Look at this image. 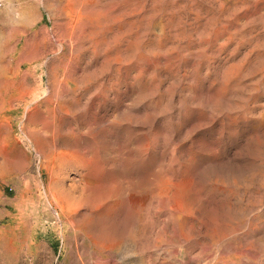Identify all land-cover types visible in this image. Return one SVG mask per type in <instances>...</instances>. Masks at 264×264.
Wrapping results in <instances>:
<instances>
[{"label":"rangeland","instance_id":"rangeland-1","mask_svg":"<svg viewBox=\"0 0 264 264\" xmlns=\"http://www.w3.org/2000/svg\"><path fill=\"white\" fill-rule=\"evenodd\" d=\"M73 1L0 5V264H264V0Z\"/></svg>","mask_w":264,"mask_h":264},{"label":"bare ground","instance_id":"bare-ground-1","mask_svg":"<svg viewBox=\"0 0 264 264\" xmlns=\"http://www.w3.org/2000/svg\"><path fill=\"white\" fill-rule=\"evenodd\" d=\"M74 1H76V0H74ZM74 1H73V2H74ZM78 1H80V0H78ZM78 1H77V2H78ZM84 1H85V0H84ZM82 2H83V1H82ZM244 2H245V1H244ZM79 3H80V2H79ZM85 3H86V2H85ZM69 5H70V4H69ZM76 5H77V4H75L74 6H76ZM61 6H62V5H61ZM77 6H78V5H77ZM81 6H82V5H81ZM83 6H84V5H83ZM83 6H82V7H83ZM84 8H85V7H84ZM133 8H134V7H133ZM71 10H72V8H71ZM78 10H79V9H78ZM80 10H81V9H80ZM83 10H84V9H83ZM83 10H82V11H83ZM80 13H81V12H80ZM82 14H85V13H82ZM80 15H81V14H80ZM89 16H90V15H89ZM78 19H79V18H78ZM76 20H77V19H76ZM72 21H73V20H72ZM78 21H81V20H77V22H78ZM75 22H76V21H75ZM68 23H69V22H68ZM101 23H102V22H101ZM69 24H70V23H69ZM71 34H72V33H71ZM71 34H70V35H71ZM215 52H216V51H215ZM34 53H35V52H34ZM256 56H257V55H256ZM119 57H120V56H119ZM251 58H252V57H251ZM256 58H257V57H256ZM260 58H261V57H260ZM24 61H25V60H24ZM253 61H254V60H253ZM255 62H256V59H255ZM17 63H18V62H17ZM251 63H252V62H251ZM249 64H250V63H249ZM260 64H261V63H260ZM263 64H264V63H263ZM252 65H253V63H252ZM254 65H255V64H254ZM249 66H250V65H249ZM249 66H248V67H249ZM255 66H256V65H255ZM260 66H261V65H260ZM252 67H253V66H252ZM250 68H251V67H250ZM3 69H4V68H3ZM58 69H59V68H58ZM246 69H248V68H246ZM263 70H264V69H263ZM247 71H249V70H247ZM232 72H233V71H232ZM256 72H257V71H256ZM232 74H233V73H232ZM243 74H244V73H243ZM39 76H40V75H39ZM254 76H255V75H254ZM256 77H257V76H256ZM21 78H22V77H21ZM63 78H64V77H63ZM253 78H254V77H253ZM22 79H24V78H22ZM22 79H21V80H22ZM27 79H28V78H27ZM260 79H261V78H260ZM64 80H65V79H64ZM66 80H67V79H66ZM20 82H21V81H20ZM60 82H61V81H60ZM62 82H63V81H62ZM235 82H236V81H235ZM26 83H27V82H26ZM65 83H66V82H65ZM238 83H239V82H238ZM259 83H260V82H259ZM19 84H20V83H19ZM77 84H78V83H77ZM6 86H7V85H6ZM32 86H33V85H32ZM62 86H63V85H62ZM257 86H258V84H257ZM59 87H60V86H59ZM248 87H250V86H248ZM1 88H3V87H1ZM5 88H6V87H5ZM20 88H21V87H20ZM20 88H19V90H20ZM30 88H31V87H29V89H30ZM32 88H33V87H32ZM62 88H63V87H62ZM233 88H234V87H233ZM8 89H9V88H8ZM29 89H28V90H29ZM34 89H35V88H34ZM23 90H26V89H23ZM58 90H59V89H58ZM65 90H66V89H65ZM44 91H45V90H44ZM61 91H63V90H61ZM14 92H15V91H14ZM18 92H19V91H18ZM18 92H17V94H18ZM28 92H29V91H28ZM31 92H32V91H31ZM31 92H30V94H31ZM46 92H47V91H46ZM49 92H50V91H49ZM27 94H28V93H27L26 91H21L19 95L15 96V97H14V96L7 97V98H8L9 101H11L12 103H13V102L15 103V101H21V100L23 101L24 99H26L25 97L30 95V94H28V95H27ZM256 94H257V92H256ZM9 95H10V94H9ZM41 95H42V94H41ZM46 95H47V94H46ZM44 96H45V95H44ZM52 96H53V95H52ZM34 98H35V96H34ZM42 98H43V97H42ZM4 99L6 100V89H5V90H4V89H0V102H4ZM30 99H31V98H30ZM40 100H41V99H40ZM47 100H48V99H47ZM47 100H46V101H47ZM46 101H45V102H46ZM33 102H34V101H33ZM33 102H31V103H33ZM35 102H36V101H35ZM41 102H42V101H41ZM7 103H8V100H7ZM14 103H13V104H14ZM37 103H38V102H37ZM16 104H19V103H16ZM22 104H23V103H22ZM22 104H21V105H22ZM24 104H25V103H24ZM39 104H40V103H39ZM39 104H38V105H39ZM10 105H11V104H10ZM0 106H1V104H0ZM2 106H3V105H2ZM12 106H13V105H12ZM12 106H10V107H12ZM14 107H15V104H14ZM29 107H30V106H29ZM33 107H34V105H33ZM1 108H2V107H1ZM1 108H0V112H1V111L3 112V110H2ZM24 108H25V107H24ZM39 108H40V106H39ZM6 109H7V108H6ZM11 109H12V108H11ZM21 109H22V108H21ZM25 109H26V108H25ZM35 109H36V108H35ZM37 109H38V108H37ZM40 109H41V108H40ZM13 110H14V109H13ZM7 111H8V110H7ZM11 111H12V110H11ZM26 111H27V110H26ZM31 112H32V111H31ZM38 112H40V111H38ZM62 112H63V111H62ZM10 113H11V112H10ZM28 114H30V113H28ZM31 114H32V113H31ZM35 114H36V113H35ZM37 115H39V114H37ZM27 116H28V115H27ZM33 116L35 117L36 115H33ZM29 117L31 118L32 116H29ZM25 118H26V117H25ZM37 118H38V116H37ZM28 119H29V118H28ZM34 119H35V118H34ZM41 119H42V118H41ZM4 120H6V119H4ZM29 120H30V119H29ZM43 120H44V121H47V119H44V117H43ZM59 120H60V119H59ZM32 121H33V120H32ZM35 121H36V120H34V122H35ZM37 121H38V119H37ZM51 121H52V120H51ZM51 121H50L49 123H48V121H47V123H48L47 126H49V124L51 123ZM15 122H16V121H15ZM30 122H31V121H30ZM39 122H40V121H39ZM24 123H25V121H24ZM28 123H29V121H28ZM47 123H46V124H47ZM2 124H3V123H2ZM4 124H5V123H4ZM25 124H26V123H25ZM25 124H23V125H25ZM29 124H30V123H29ZM34 124H37V123L35 122ZM43 124H44V123H43ZM52 124H53V123H52ZM0 125H1V123H0ZM50 125H51V124H50ZM10 126H11V125H10ZM39 126H40V125H39ZM44 126H45V124H44ZM52 126H53V125H52ZM52 126H50V127H52ZM55 126H56V125H55ZM55 126H54V127H55ZM18 127H19V126H18ZM27 127H28V126H27ZM29 127H30V126H29ZM29 127H28V128H29ZM19 128H20V127H19ZM28 128H27V129H28ZM41 128H42V127H41ZM27 129H26V130H27ZM32 129H33V123H32ZM37 129H38V127H37ZM45 129H48L47 131L49 132V127L45 128ZM10 130H11V129H10ZM20 130H21V129H20ZM24 130H25V128H24ZM29 130H30V128H29ZM55 130H56V129H55ZM21 131H22V130H21ZM45 131H46V130H45ZM45 131H44V132H45ZM47 131H46V132H47ZM50 131H51V130H50ZM33 132L35 133V130H34ZM33 132L30 133V136H31V137L34 136V135H31V134H33ZM46 132H45L44 135H46ZM53 132H54V131H53ZM53 132H52V133H53ZM56 132H58V131H56ZM24 133H25V132H24ZM27 133H28V132H27ZM36 133H37V130H36ZM41 133H43L42 130L40 131V134H41ZM60 133H61V132H60ZM63 133H65V132H63ZM47 134H48V133H47ZM50 134H51V133H50ZM50 134H49V135H50ZM61 134H62V133H61ZM37 135H38V134H37ZM42 135H43V134H42ZM44 135H43V136H44ZM57 135H58V134L56 133V134H55V137H56ZM63 135L66 136L67 134H63ZM22 136H23V135H22ZM43 136H42V137H43ZM47 136H48V135H46V138H47ZM53 136H54V135H53ZM24 137H25V135H24ZM35 137H36V136H35ZM37 137H38V136H37ZM37 137H36V139H37ZM39 137H40V136H39ZM57 137H58V136H57ZM27 139H28V136H27ZM29 139H30V137H29ZM33 139H34V138H33ZM36 139H35V140H36ZM38 139L40 140L41 138H38ZM42 139H44V138H42ZM47 139H48V138H47ZM49 139H51L50 136H49ZM35 140H34V141H35ZM39 140H38V141H39ZM51 140H52V139H51ZM51 140H50V141H51ZM54 140H55V139H54ZM62 140H63V139H62ZM65 140H66V139H65ZM67 140H68V139H67ZM45 141H46V140H45ZM48 141H49V140H48ZM50 141H49V142H50ZM56 141H57V138H56L55 142H56ZM2 142H3V140H2ZM17 142H18V141H17ZM30 142H31V141H30ZM35 142H36V141H35ZM41 142H44V141L42 140ZM41 142H39L40 145H41ZM49 142H48V143H49ZM31 143H32V142H31ZM36 143H37V142H36ZM57 143H58V142H57ZM17 144H18V143H17ZM37 144H38V143H37ZM51 144H52V143H51ZM34 145H35V144H34ZM42 145H43V144H42ZM44 145H45V144H44ZM52 145H53V144H52ZM52 145H51V146H52ZM46 146H47V145H46ZM46 146H45V147H46ZM51 146H50V147H51ZM53 146H54V145H53ZM55 146H56V144H55ZM33 147H34V146H33ZM35 147H37V146H35ZM41 147H42V146H41ZM41 147H40V148H41ZM57 147H58V146H57ZM31 148H32V147H31ZM40 148H39V149H40ZM32 149H33V148H32ZM42 149H43V148H42ZM50 149H51V148H50ZM36 150H37V149H36ZM51 150H52V149H51ZM1 151H2V150H1ZM1 151H0V152H1ZM3 151H4V150H3ZM38 151H39V150H38ZM40 151H41V149H40ZM43 151H45V149H43ZM47 151H48V148H47ZM59 151H60V150H59ZM41 152H42V151H41ZM53 152H54V150H53ZM3 153H5V152H3ZM24 153H25V152H24ZM42 153H43V152H42ZM58 153H60V152H58ZM58 153H56L57 155H55V156H59ZM64 153H65V152H64ZM0 154H1V153H0ZM6 154H7V153H6ZM6 154H5V156H6ZM60 154H62V153H60ZM40 155H42V154H40ZM47 155H48V154H47ZM8 156H9V155H8ZM42 156H44V153H43ZM50 156H51V155H50ZM52 156H53V155H52ZM60 156H61V155H60ZM0 157H1V156H0ZM47 157H49V155H48ZM5 158H7V160H10L9 157H5ZM49 158H53V157H49ZM49 158H47V159L49 160ZM45 159H46V158H45ZM45 159H44V160H45ZM47 159H46V160H47ZM54 159H56V157H55ZM58 159H59V158H58ZM1 160L3 161V159L0 158V161H1ZM13 160H14V159H13ZM13 160H12L11 162H13ZM4 161H6V160H4ZM49 161H50V160H49ZM1 163H2V162H0V164H1ZM51 163H52V162H51ZM81 163H82V162H81ZM7 164L9 165V163H7ZM41 164H42V163H41ZM43 164H45V163H43ZM47 164H48V163H47ZM53 164H54V163H53ZM62 164H63V163H62ZM76 164H77V163H76ZM79 164H80V163H79ZM59 167H60V166H59ZM74 167H75V166H74ZM75 169H76V168H75ZM54 170H56V169H54ZM52 171H53V170H52ZM64 171H65V170H64ZM55 172H56V171H55ZM79 173H80V171H79ZM54 174H55V173H54ZM38 176H39V175H38ZM53 178H54V177H53ZM54 179H55V178H54ZM54 179H52V182H51V183L54 182V181H53ZM50 181H51V180H50ZM55 181H56V180H55ZM54 183H55V182H54ZM49 184H50V182H49ZM50 186H51V185H50ZM62 186H63V185H62ZM67 186H68V185H67ZM48 187H49V186H48ZM78 187H79V186H78ZM49 188H50V187H49ZM63 188L65 189V186H64ZM50 189H52V187H51ZM54 189H55V188H54ZM59 189H60V188H59ZM57 190H58V189H57ZM66 190H67V189H66ZM66 190H65V191H66ZM50 191H51V190H50ZM52 191H53V189H52ZM62 191H63V190H62ZM67 191H68V190H67ZM55 192H56V191H55ZM63 192H64V191H63ZM51 193H52V192H51ZM66 193L68 194V192H66ZM59 194H61V193H59ZM64 195H65V194H64ZM70 203H71V202H70ZM224 264H226V263H224ZM231 264H232V263H231Z\"/></svg>","mask_w":264,"mask_h":264},{"label":"built area","instance_id":"built-area-1","mask_svg":"<svg viewBox=\"0 0 264 264\" xmlns=\"http://www.w3.org/2000/svg\"><path fill=\"white\" fill-rule=\"evenodd\" d=\"M2 3V0H0V5ZM55 264H58V259L55 260Z\"/></svg>","mask_w":264,"mask_h":264}]
</instances>
